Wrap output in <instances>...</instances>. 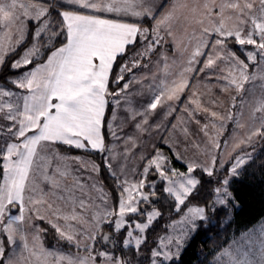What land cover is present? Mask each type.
<instances>
[{"label":"snow or ice","instance_id":"obj_1","mask_svg":"<svg viewBox=\"0 0 264 264\" xmlns=\"http://www.w3.org/2000/svg\"><path fill=\"white\" fill-rule=\"evenodd\" d=\"M257 142L264 0H0V264H183Z\"/></svg>","mask_w":264,"mask_h":264},{"label":"trees","instance_id":"obj_2","mask_svg":"<svg viewBox=\"0 0 264 264\" xmlns=\"http://www.w3.org/2000/svg\"><path fill=\"white\" fill-rule=\"evenodd\" d=\"M255 147L257 148L255 163L250 165L232 185L238 206L234 204L233 210L229 206L224 211L218 212L212 217L211 223L201 228L183 253V264H207L205 256L209 251L224 244L225 241L231 242L234 237L254 227L264 218V168H261L264 164V142H257ZM68 152L80 153L77 150H68ZM93 158L99 162L98 156ZM176 166L180 167L179 164ZM104 175L102 171V177ZM41 224L49 229L44 236L45 241L53 243L54 241L51 240H55L54 230L44 222Z\"/></svg>","mask_w":264,"mask_h":264},{"label":"rangeland","instance_id":"obj_3","mask_svg":"<svg viewBox=\"0 0 264 264\" xmlns=\"http://www.w3.org/2000/svg\"><path fill=\"white\" fill-rule=\"evenodd\" d=\"M214 91L218 94V95H221L222 96V94H220L219 93V91H218V89H214ZM239 102V101H238ZM190 128L191 129H193L194 128V133L196 134V133H198V129L196 128V126L195 125H191L190 126ZM230 128H231V125H230ZM198 138V137H197ZM257 151V148L255 147V152ZM178 167V166H177ZM234 204L236 205V206H238V203L236 202V200H235V202H234ZM234 204L233 205H230V208H231V210H233L234 209ZM167 219H168V217L167 216H165V218L162 220V221H160V223H158V224H156V225H154V229H156V230H159L160 229V225L161 224H163V223H165L166 221H167ZM262 224H264V218L257 224V225H255L254 227H252V228H250L249 230H252V229H254V228H258L260 225H262ZM156 227H158V228H156ZM248 231V230H247ZM152 232L150 231V233H149V241H150V244H151V241H152ZM47 240V239H46ZM48 241V240H47ZM51 241H54L55 242V244L57 245V241H56V239L54 240V239H52ZM49 243H51V242H49ZM62 245V244H61ZM19 245H17V247H18Z\"/></svg>","mask_w":264,"mask_h":264},{"label":"crops","instance_id":"obj_4","mask_svg":"<svg viewBox=\"0 0 264 264\" xmlns=\"http://www.w3.org/2000/svg\"><path fill=\"white\" fill-rule=\"evenodd\" d=\"M59 2H60V0H57V3H59ZM249 47H250V46H249ZM238 55H239V54H238ZM242 58H243V57H242ZM185 95H187V93H186ZM183 99H184V97H182V100H183ZM229 129H231V128H230V125H229ZM191 131L194 133V128L191 129ZM194 134H195V133H194ZM68 154H72V153H69V152H68ZM79 154L82 155L83 153H79ZM41 222H42V221H38V223L40 224V226L43 227L42 224H41ZM44 243H45V245H46L47 247H49V248H51L52 246L56 245L55 242H53V243H48L47 241H45V237H44ZM57 246H58V247H63V248H65V249H67V245H63V244H62V245H57Z\"/></svg>","mask_w":264,"mask_h":264}]
</instances>
